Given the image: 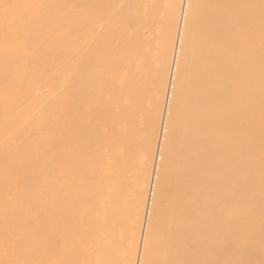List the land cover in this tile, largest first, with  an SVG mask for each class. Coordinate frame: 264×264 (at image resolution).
<instances>
[{
  "label": "bare ground",
  "instance_id": "1",
  "mask_svg": "<svg viewBox=\"0 0 264 264\" xmlns=\"http://www.w3.org/2000/svg\"><path fill=\"white\" fill-rule=\"evenodd\" d=\"M0 4V264H264L261 0Z\"/></svg>",
  "mask_w": 264,
  "mask_h": 264
},
{
  "label": "snow or ice",
  "instance_id": "2",
  "mask_svg": "<svg viewBox=\"0 0 264 264\" xmlns=\"http://www.w3.org/2000/svg\"><path fill=\"white\" fill-rule=\"evenodd\" d=\"M25 7H35V6L34 5L27 6L20 4H0V9L3 10L5 17L8 16L10 11L19 10ZM81 7H94V6H81ZM188 7L190 10H193L192 21H193V25H195L198 22V16L195 10L202 7V5L190 3ZM261 10H262V17H264V0H261ZM185 19L187 22L188 17L186 16ZM262 42H264V23H262ZM262 70H264V66H262ZM262 91H264V80H262ZM262 117H264V103H262ZM262 197H264V185H262ZM223 221H224V217H221L218 222L223 223ZM261 233H262L261 243L262 245H264V216H262ZM211 238H212L211 232H204L200 234V239L202 241H207L210 240ZM254 238H255L254 232L251 229H249L248 231L238 233L237 236L235 237L234 243L238 248H243L249 245L254 240ZM146 249H147V241H146ZM17 264H25V262H17ZM145 264H219V262L212 260H154V261H146ZM231 264H239V262L233 261L231 262Z\"/></svg>",
  "mask_w": 264,
  "mask_h": 264
}]
</instances>
